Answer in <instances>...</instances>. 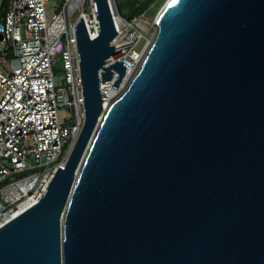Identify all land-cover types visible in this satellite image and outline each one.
I'll return each mask as SVG.
<instances>
[{
    "label": "water",
    "instance_id": "water-1",
    "mask_svg": "<svg viewBox=\"0 0 264 264\" xmlns=\"http://www.w3.org/2000/svg\"><path fill=\"white\" fill-rule=\"evenodd\" d=\"M75 24L84 123L40 199L0 225V264H264V0H167L102 109L116 35ZM71 148V147H70Z\"/></svg>",
    "mask_w": 264,
    "mask_h": 264
},
{
    "label": "built area",
    "instance_id": "built-area-1",
    "mask_svg": "<svg viewBox=\"0 0 264 264\" xmlns=\"http://www.w3.org/2000/svg\"><path fill=\"white\" fill-rule=\"evenodd\" d=\"M50 1L11 0L0 19L1 216L24 202L35 203L84 123L75 24L82 19L90 39L96 37L95 3L61 0L49 9ZM107 2L116 35L114 54L103 66L120 63L126 71L115 87L118 72L112 70L111 79L102 80L99 70L103 110L126 88L155 34V20L146 12L126 19L115 0ZM56 75H62L64 85H55ZM62 106L73 109L71 122L60 121Z\"/></svg>",
    "mask_w": 264,
    "mask_h": 264
},
{
    "label": "rangeland",
    "instance_id": "rangeland-1",
    "mask_svg": "<svg viewBox=\"0 0 264 264\" xmlns=\"http://www.w3.org/2000/svg\"><path fill=\"white\" fill-rule=\"evenodd\" d=\"M4 0H0V6ZM141 1L147 0H116L121 8V15L128 19L129 15L133 13L138 3ZM167 0H156L154 3L150 4V6L146 9V14L148 15L151 21L155 20L157 14L159 13L162 6L165 4ZM61 0H51L50 5L47 8L51 9L52 6H58ZM47 18H50V14L47 15ZM144 55V54H143ZM55 85L62 86L64 85V80L62 75L55 76ZM58 116L62 123H68L73 120V109L71 107L62 106L58 108ZM69 146V145H68ZM68 149V147H67ZM66 150L63 151L62 157L66 154Z\"/></svg>",
    "mask_w": 264,
    "mask_h": 264
},
{
    "label": "trees",
    "instance_id": "trees-1",
    "mask_svg": "<svg viewBox=\"0 0 264 264\" xmlns=\"http://www.w3.org/2000/svg\"><path fill=\"white\" fill-rule=\"evenodd\" d=\"M155 1L156 0H147V1L139 2L137 7L135 8V10L133 11V13L129 15L128 19L142 14L143 12L146 11V9L150 6V4L154 3ZM10 2H11V0H4L2 2L1 6H0V19L3 17V14H4V12H5L7 6L9 5ZM115 2H116V0H115ZM116 5H117V9H118L119 13L121 14V8L117 2H116ZM67 147H68V145L65 147L64 150H66Z\"/></svg>",
    "mask_w": 264,
    "mask_h": 264
},
{
    "label": "bare ground",
    "instance_id": "bare-ground-1",
    "mask_svg": "<svg viewBox=\"0 0 264 264\" xmlns=\"http://www.w3.org/2000/svg\"><path fill=\"white\" fill-rule=\"evenodd\" d=\"M76 140V139H75ZM75 140H74V142H73V146L75 145ZM73 146H71V148H70V151H71V149H73ZM70 151H69V153H70ZM69 153H68V155H69ZM67 158V157H66ZM64 163H65V161L62 163V165H64ZM53 174H54V172L53 173H51L50 174V179H51V177L53 176ZM47 185L48 184H46V187H47ZM45 187V188H46ZM40 197L41 196H39L38 197V199L35 201V202H37L39 199H40ZM32 201H28V202H24V203H22V204H20V205H18L17 207H15L13 210H11L10 212H8L6 215H4V216H1L0 215V225L5 221V220H7V219H10V218H12V217H15L16 215H18L20 212H22L24 209H26V208H28V207H30L31 205H33V203L31 204V205H29V203H31ZM29 205V206H28Z\"/></svg>",
    "mask_w": 264,
    "mask_h": 264
}]
</instances>
